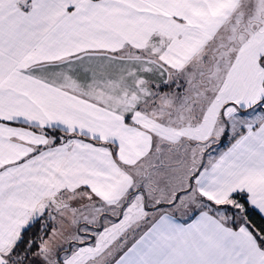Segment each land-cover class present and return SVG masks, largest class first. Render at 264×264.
<instances>
[{
	"label": "snow or ice",
	"instance_id": "6c2138e0",
	"mask_svg": "<svg viewBox=\"0 0 264 264\" xmlns=\"http://www.w3.org/2000/svg\"><path fill=\"white\" fill-rule=\"evenodd\" d=\"M0 264H264V0H0Z\"/></svg>",
	"mask_w": 264,
	"mask_h": 264
}]
</instances>
